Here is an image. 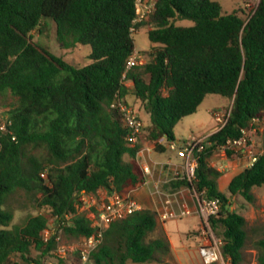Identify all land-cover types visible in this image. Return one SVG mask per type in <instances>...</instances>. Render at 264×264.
Listing matches in <instances>:
<instances>
[{
	"label": "trees",
	"instance_id": "16d2710c",
	"mask_svg": "<svg viewBox=\"0 0 264 264\" xmlns=\"http://www.w3.org/2000/svg\"><path fill=\"white\" fill-rule=\"evenodd\" d=\"M134 18L135 0H0V95L10 91L17 97L7 112L11 133L0 131V264H13L15 256L41 264L55 246L54 237L42 238L46 215L7 228L12 215L4 204L16 190L32 193L57 223L72 215L64 233L87 237L94 228L77 213L78 195L100 188L123 192L141 184L145 178L136 155L143 142L163 152L158 141L174 140L175 126L206 96L233 100L226 124L211 136L216 143L239 138L251 121L264 118V0L245 25L238 10L223 12L215 0H154L147 20L133 24ZM180 18L193 25L174 24ZM46 19L54 22L63 48L88 45L90 62L75 66L32 40L33 30L46 29ZM133 25L146 26L154 46L142 51L146 61L123 77L135 50ZM127 95L150 117L132 145L120 113L110 107L117 97L127 103ZM27 146L47 154L25 156ZM212 148L200 152L193 184L206 198H219L220 211L210 225L230 264H243L247 221L227 202L239 195L255 204L253 189L264 186V152L232 176L225 194L218 187L222 172L209 164ZM183 185L169 183L170 190ZM156 229V213L148 208L112 222L92 252L94 264H168L166 236L149 237ZM253 245L256 263L264 264V239ZM31 248L39 252L34 259Z\"/></svg>",
	"mask_w": 264,
	"mask_h": 264
},
{
	"label": "built area",
	"instance_id": "2783aa9c",
	"mask_svg": "<svg viewBox=\"0 0 264 264\" xmlns=\"http://www.w3.org/2000/svg\"><path fill=\"white\" fill-rule=\"evenodd\" d=\"M153 11L154 0H135V18L133 19V24L147 20ZM131 32H137L135 25L131 28ZM145 61L146 58L142 51L134 50L126 60L123 77H125L129 69L141 65ZM125 84L128 85V82ZM110 107L117 109L120 113L123 124L127 129V141L131 145L135 144L138 136L144 132L146 127L138 112L133 106L119 97L112 101ZM230 111L231 109L222 111L210 110L214 127L212 131L206 134H191L180 141H167L168 149L174 151L181 161L175 166H168L167 164L166 166H161L166 176L162 181H154L155 193H161L164 197L162 202L163 208L157 213L162 222L191 215L197 217L199 222V231L197 233L202 242L198 247V253L204 264H230V260L222 254V239L215 234L210 225V218L220 211L221 202L219 198H206L204 191H197L193 184L196 181V167L200 152L212 146V149L220 150L225 159L228 158L227 153L246 158L247 166L252 165L259 155H255L253 151L254 138L251 136V129L248 128L242 130L239 138L228 139L222 144L211 140V136L221 130L226 124ZM8 125H10V121L6 118L0 125V131L11 133L7 128ZM12 138L14 139V136ZM162 139L164 138L158 141L159 145H162ZM139 167L143 176H148L152 173L151 167L146 163H143ZM218 170L221 171V168H218ZM41 175L44 176L43 174ZM172 181H181L184 185L176 190L162 191L160 189V184H169ZM139 185L123 192L116 190L108 191L100 188L93 193L79 194L76 203L77 213L84 215L90 221V226L94 228V233L87 237H81L77 243L59 247L63 227L66 223L69 224L71 222L72 215H66L65 219L67 221L56 222V226L52 230L45 228L42 231L43 240L47 241L50 237H54L55 243L58 244L57 255L60 258L66 259L68 253L69 255H75L74 259L65 261L64 264H94L92 252L101 242L103 232L108 226L112 222L143 208L135 196ZM184 190L187 192L191 204L184 203L177 209L173 208L174 196ZM80 206L82 208L81 212L78 211Z\"/></svg>",
	"mask_w": 264,
	"mask_h": 264
},
{
	"label": "rangeland",
	"instance_id": "374dc122",
	"mask_svg": "<svg viewBox=\"0 0 264 264\" xmlns=\"http://www.w3.org/2000/svg\"><path fill=\"white\" fill-rule=\"evenodd\" d=\"M220 3L223 12H232L234 10H238V15L243 20V25L246 24L247 20L250 18L254 10L256 9L259 0H215ZM174 24L179 26H192L193 21L187 18L175 19ZM137 32H132V37L134 40V48L136 50H143V52H150L153 50V44L149 41L147 36V27L139 26L136 27ZM31 38L34 41H38L44 45H47L53 53L58 56H61L67 62L75 65L82 66L89 63L88 54L90 52V47L85 44H80L72 48H63L62 45L57 41L55 35V24L51 19H46V29L40 31L39 29H35L31 32ZM146 49V50H145ZM145 56V55H144ZM147 57V56H146ZM145 57V58H146ZM127 103L135 108L138 112L143 124L147 126L150 122L149 114L144 110V108L133 99V96L130 95L126 98ZM232 98L226 100L219 95L210 94L206 96L203 101L199 104L196 112L185 116L182 120L175 126L174 140H181L186 138L191 134H199L206 127L214 124L213 118L209 110H229L232 107ZM17 103V97L11 94L10 91H6L5 93L0 95V125L6 120L7 112ZM248 129H251V136L254 138L253 142V151L255 155H258L264 152V118L258 121H251ZM150 146L151 157L154 159H163L167 156L166 153H162L156 151L155 143H150L147 141L143 142V146ZM170 153V152H168ZM46 151L43 148H33L31 146H27L24 148V155L30 156L34 155L38 158H43L46 156ZM228 158L225 159L223 153L220 150L212 149L209 153V164L216 167L221 168L222 175L219 177V185L222 192L227 193L226 185H222L226 178L229 176H233L237 172L241 171L245 166H247L246 158L233 155L231 153H227ZM166 166V164H165ZM164 166V167H165ZM163 190H170L171 186L169 184L163 183L161 184ZM254 194L256 195V202L254 205L247 203L241 196L235 195L233 197H229L227 205L230 209L235 210L239 214L243 215L247 221L246 231H247V239L246 245L243 249L244 254V262L243 264H257L256 256L257 250L255 249L253 243L263 238L264 239V186L257 187L253 189ZM144 197V194H140L137 196ZM4 208L8 210L12 217L9 222L7 228H11L15 224H23L25 220L31 215L43 214L48 217L47 226L48 230H52L53 227L56 226V221L54 216L49 214L47 207H40L35 200V196L30 192H25L24 190L18 189L15 192L11 193L7 196L4 204ZM81 208V206H80ZM79 208V212L82 211V208ZM191 217L186 216L181 219H171L169 221L170 224H180L182 228L187 219ZM161 227V225H159ZM159 227L154 232L150 234V238H155L161 234H165V232ZM182 230V229H181ZM197 233L199 231V223L197 228L188 233V236H192L193 233ZM187 236V234H184ZM182 234H173V238L180 242L185 240L187 237ZM169 247L170 241L166 236ZM81 239L70 236L69 234L64 233V229L61 232V237L59 240V247L66 246L71 243H77ZM198 245V244H197ZM58 252V244L55 243L54 249L47 252L41 259V264H64L65 261L72 260L75 258V255H69L66 259L60 258L57 255ZM39 252L34 248H31L30 257L32 259L38 256ZM176 257L173 256L172 251L164 261L168 262V264H175ZM187 259V258H186ZM186 264H204L200 258V261H193L191 259H187ZM13 264H29L27 260L21 259L18 256L13 258ZM33 264V263H30ZM126 264H141V263H133L128 261ZM148 264H161V263H148Z\"/></svg>",
	"mask_w": 264,
	"mask_h": 264
},
{
	"label": "crops",
	"instance_id": "0c3cea01",
	"mask_svg": "<svg viewBox=\"0 0 264 264\" xmlns=\"http://www.w3.org/2000/svg\"><path fill=\"white\" fill-rule=\"evenodd\" d=\"M153 44V43H152ZM154 46V44H153ZM136 50V49H135ZM146 50V49H145ZM137 51V50H136ZM143 51V50H138ZM128 85H130V82H128ZM130 96L127 95L126 98ZM134 99V97H133ZM210 111V110H209ZM182 120V119H181ZM180 120V121H181ZM214 124L211 126L206 127L203 131H201L199 134H206L213 130ZM189 136V135H188ZM187 136V137H188ZM184 139V138H183ZM181 139V140H183ZM180 141V140H177ZM162 145L165 147L164 151L162 153H166L167 156L163 159H154L151 157V148L150 146H143L140 151L136 155V162L140 166L143 163L148 164L151 169L152 173L148 176H144L145 180L139 185L137 191L135 192V196L137 200L142 204L143 208H148L153 210L156 213V221H157V228L159 229V225H161V229L165 232L166 236L168 237L170 241V250L172 251L173 256L176 257L175 264H186L187 259H191L193 261H200V256L198 253V247L200 246L201 239L198 235V233H193L192 236H188V233L195 230L198 225V219L196 216L191 215L190 219H187L184 227L180 224H177L176 222L174 224H170L169 221L162 222L157 213L162 210L163 205V195L161 193H158L154 191V181H162L164 177L166 176L165 171L161 168V166L167 164L168 166H175L176 164L180 163V158L177 157L176 153L167 147V140L162 139ZM170 152V153H168ZM232 178V175L226 178V181L222 185H228L230 179ZM219 185V181H218ZM160 189L163 190L160 184ZM220 189V186H219ZM221 190V189H220ZM168 191V190H167ZM140 194H144V197H137ZM184 203L191 204V200L189 199V196L187 192L181 191L179 194H176L173 198V204L172 207L177 209L181 207ZM181 219V218H180ZM182 229V230H181ZM174 233L177 234H187L184 235L187 238L185 240H182L180 242H177L172 236ZM198 244V245H197ZM187 258V259H186ZM186 261V263H185Z\"/></svg>",
	"mask_w": 264,
	"mask_h": 264
}]
</instances>
